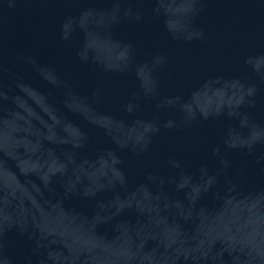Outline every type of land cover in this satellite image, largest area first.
Here are the masks:
<instances>
[{
  "label": "water",
  "instance_id": "obj_1",
  "mask_svg": "<svg viewBox=\"0 0 264 264\" xmlns=\"http://www.w3.org/2000/svg\"><path fill=\"white\" fill-rule=\"evenodd\" d=\"M0 264H264V0H0Z\"/></svg>",
  "mask_w": 264,
  "mask_h": 264
}]
</instances>
